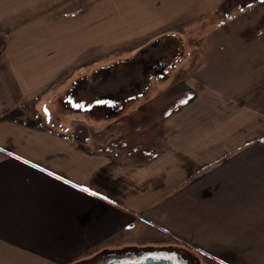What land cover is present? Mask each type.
<instances>
[{
  "label": "crops",
  "instance_id": "1",
  "mask_svg": "<svg viewBox=\"0 0 264 264\" xmlns=\"http://www.w3.org/2000/svg\"><path fill=\"white\" fill-rule=\"evenodd\" d=\"M202 22L199 75L127 133L104 119L81 137L45 124L43 99L0 96V264L120 258L148 226L200 264L264 263V0H220Z\"/></svg>",
  "mask_w": 264,
  "mask_h": 264
},
{
  "label": "rangeland",
  "instance_id": "2",
  "mask_svg": "<svg viewBox=\"0 0 264 264\" xmlns=\"http://www.w3.org/2000/svg\"><path fill=\"white\" fill-rule=\"evenodd\" d=\"M218 1L0 0V96L11 95L16 104L24 99L22 92L30 96L24 100L31 108L43 99V122L69 130L71 121L81 137L89 130L101 136L104 119L114 122L113 134L127 133L136 121L142 126L141 118L149 123L151 110L169 106L168 95L183 85L178 80L199 75L200 53L205 51L197 43L205 41V28L216 22L202 21L213 16ZM124 96L133 98L124 105ZM128 106L133 109L127 114ZM61 117H66L65 124ZM148 227L136 242L144 246L124 247L120 258L105 251L80 264L160 254L184 259L181 254L187 252H181L179 242L160 228L149 232ZM185 258L200 264L198 258ZM205 260L244 264L236 251L222 250Z\"/></svg>",
  "mask_w": 264,
  "mask_h": 264
},
{
  "label": "flooded vegetation",
  "instance_id": "3",
  "mask_svg": "<svg viewBox=\"0 0 264 264\" xmlns=\"http://www.w3.org/2000/svg\"><path fill=\"white\" fill-rule=\"evenodd\" d=\"M141 256H143V255H141ZM176 257H172V256H169V255H167V254H163V255H157L156 257L157 258H160V257H163V258H166V259H168V260H170V262L172 263V264H191L190 263V261H188L187 260V258H185L184 257V259L183 258H181L178 254L177 255H175ZM147 257H150V258H156L155 256H147ZM139 257L137 256V260L135 259V261H127V258L125 259V260H117V261H123V262H121V263H126V262H136V261H139V260H141L140 258L138 259ZM144 258H146V257H144Z\"/></svg>",
  "mask_w": 264,
  "mask_h": 264
},
{
  "label": "water",
  "instance_id": "4",
  "mask_svg": "<svg viewBox=\"0 0 264 264\" xmlns=\"http://www.w3.org/2000/svg\"><path fill=\"white\" fill-rule=\"evenodd\" d=\"M115 261H112V262H109L107 264H172L170 262V260L166 259V258H163V257H160V258H150V257H146L145 259H142V260H139V261H136V262H126V263H121V262H115Z\"/></svg>",
  "mask_w": 264,
  "mask_h": 264
},
{
  "label": "trees",
  "instance_id": "5",
  "mask_svg": "<svg viewBox=\"0 0 264 264\" xmlns=\"http://www.w3.org/2000/svg\"><path fill=\"white\" fill-rule=\"evenodd\" d=\"M102 67H100L99 69H101ZM104 68V67H103ZM93 75V74H92ZM140 94V93H139ZM139 94H137L138 96H139ZM141 94H142V92H141ZM137 95H135V96H137ZM132 98L133 97H126V96H124V98H123V104L125 105V103H127L128 102V100L129 101H131L132 100ZM121 109V107L118 109V111ZM117 111V110H116Z\"/></svg>",
  "mask_w": 264,
  "mask_h": 264
},
{
  "label": "snow or ice",
  "instance_id": "6",
  "mask_svg": "<svg viewBox=\"0 0 264 264\" xmlns=\"http://www.w3.org/2000/svg\"><path fill=\"white\" fill-rule=\"evenodd\" d=\"M46 111V110H45Z\"/></svg>",
  "mask_w": 264,
  "mask_h": 264
}]
</instances>
